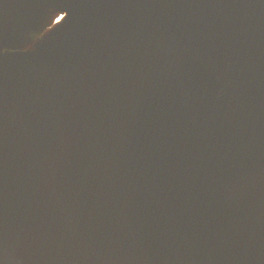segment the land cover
Returning <instances> with one entry per match:
<instances>
[{
  "label": "water",
  "instance_id": "95a60500",
  "mask_svg": "<svg viewBox=\"0 0 264 264\" xmlns=\"http://www.w3.org/2000/svg\"><path fill=\"white\" fill-rule=\"evenodd\" d=\"M0 264H264V0H0Z\"/></svg>",
  "mask_w": 264,
  "mask_h": 264
}]
</instances>
